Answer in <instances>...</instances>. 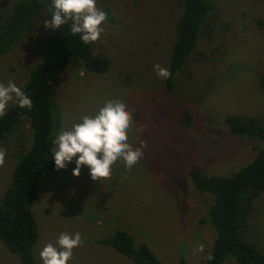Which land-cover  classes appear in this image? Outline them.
<instances>
[{
  "label": "rangeland",
  "instance_id": "obj_1",
  "mask_svg": "<svg viewBox=\"0 0 264 264\" xmlns=\"http://www.w3.org/2000/svg\"><path fill=\"white\" fill-rule=\"evenodd\" d=\"M21 0H0V20ZM191 51L164 86L180 0H85L71 19L95 37L109 60L95 75L71 60L54 88L53 154L32 215L35 264H132L93 240L126 231L162 264H201L212 232L199 224L210 196L186 172L227 176L251 161L257 143L231 134L222 120L264 122V0H210ZM49 29L41 12L0 56V107L10 104L40 57ZM186 113L188 119L182 114ZM183 115V116H182ZM29 143L26 120L0 140V197L17 156ZM244 238L264 256V191L253 202ZM0 264H20L0 243ZM222 264H235L226 259Z\"/></svg>",
  "mask_w": 264,
  "mask_h": 264
},
{
  "label": "trees",
  "instance_id": "obj_2",
  "mask_svg": "<svg viewBox=\"0 0 264 264\" xmlns=\"http://www.w3.org/2000/svg\"><path fill=\"white\" fill-rule=\"evenodd\" d=\"M85 0H21L14 3L0 20V56L17 43L38 15L46 11L49 29L36 64L18 89L16 98L0 107V140L8 136L21 119L28 123L29 143L13 163L10 179L0 197V243L20 264H35L32 249L37 240V227L31 205L37 197V185L43 173L57 167L53 154L57 126L52 120L54 88L65 66H74L95 75L109 69V60L94 54L95 37L84 34L71 19L73 11ZM181 11L176 21L175 39L168 55L164 86L171 90L174 76L194 49L200 27L211 13L210 0H180ZM264 32V20L256 19ZM256 85L264 89V75ZM186 119L187 114L182 113ZM182 115V116H183ZM228 131L257 143L251 161L227 176L205 177L199 170H188L193 189L210 196V205L199 224H207L212 242L201 264H222L231 259L235 264H264V256L244 234L253 202L264 191V122L238 115L222 120ZM126 258L132 264H162L144 245H133L132 237L115 229L105 238L93 240ZM175 264H187L178 258Z\"/></svg>",
  "mask_w": 264,
  "mask_h": 264
}]
</instances>
